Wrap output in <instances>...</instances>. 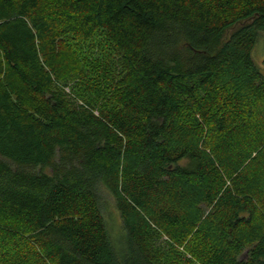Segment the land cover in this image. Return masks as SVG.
<instances>
[{
	"label": "trees",
	"instance_id": "trees-1",
	"mask_svg": "<svg viewBox=\"0 0 264 264\" xmlns=\"http://www.w3.org/2000/svg\"><path fill=\"white\" fill-rule=\"evenodd\" d=\"M65 27L117 55L73 99ZM261 36L264 0H0V264H264Z\"/></svg>",
	"mask_w": 264,
	"mask_h": 264
},
{
	"label": "rangeland",
	"instance_id": "rangeland-1",
	"mask_svg": "<svg viewBox=\"0 0 264 264\" xmlns=\"http://www.w3.org/2000/svg\"><path fill=\"white\" fill-rule=\"evenodd\" d=\"M85 32L88 31L85 30ZM60 41L61 45L58 46L54 63H56L59 71L62 70L60 75L66 79V82L62 83L64 84L63 91L67 97L72 98L73 94L78 95L79 90L81 95H86V90L90 86L96 89L98 86L103 87L106 85L107 79H109V74L105 72L106 64L110 63L109 59L112 60L113 57L115 59L117 57L106 32L96 29L83 35L82 32L67 28L66 32L61 33ZM63 57H65L64 60ZM263 58L264 36H261L253 48V59L257 69L262 74H264ZM74 59L76 64L73 62ZM65 63H67L66 66ZM101 201L106 208L107 225L113 237L112 240L115 244H118L119 240L117 238L122 232L121 220L115 212L113 202L110 199L106 198V200L103 199ZM184 256L190 258L189 253H184ZM31 259V255H23L21 261L25 260V263L22 261V264H28L30 261L32 264L33 259ZM18 262H20V259H18Z\"/></svg>",
	"mask_w": 264,
	"mask_h": 264
}]
</instances>
